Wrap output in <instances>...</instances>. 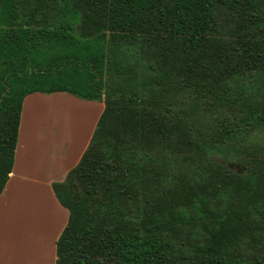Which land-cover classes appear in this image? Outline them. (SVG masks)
Returning <instances> with one entry per match:
<instances>
[{
  "label": "trees",
  "instance_id": "16d2710c",
  "mask_svg": "<svg viewBox=\"0 0 264 264\" xmlns=\"http://www.w3.org/2000/svg\"><path fill=\"white\" fill-rule=\"evenodd\" d=\"M36 92L103 103L55 264H264V0H0V194Z\"/></svg>",
  "mask_w": 264,
  "mask_h": 264
},
{
  "label": "crops",
  "instance_id": "0c3cea01",
  "mask_svg": "<svg viewBox=\"0 0 264 264\" xmlns=\"http://www.w3.org/2000/svg\"><path fill=\"white\" fill-rule=\"evenodd\" d=\"M102 111L103 103L66 92H36L24 98L13 167L0 194L2 210L21 211L15 224L13 219L4 221L0 216V234L26 224L43 237L37 258L23 264H55L56 241L67 223L68 212L58 203L52 183L62 181L78 163ZM48 129H52L51 134Z\"/></svg>",
  "mask_w": 264,
  "mask_h": 264
},
{
  "label": "bare ground",
  "instance_id": "6f19581e",
  "mask_svg": "<svg viewBox=\"0 0 264 264\" xmlns=\"http://www.w3.org/2000/svg\"><path fill=\"white\" fill-rule=\"evenodd\" d=\"M26 219L29 221L30 217L27 216ZM9 230H4L0 234V261L10 264L33 262L37 258V249L41 247L39 246L43 238L41 233L26 224H21L16 230Z\"/></svg>",
  "mask_w": 264,
  "mask_h": 264
},
{
  "label": "rangeland",
  "instance_id": "374dc122",
  "mask_svg": "<svg viewBox=\"0 0 264 264\" xmlns=\"http://www.w3.org/2000/svg\"><path fill=\"white\" fill-rule=\"evenodd\" d=\"M52 130V129H51ZM51 130L50 129H48V130H46V131H48L50 134L52 133L51 132ZM230 165H232L231 163H230ZM21 211H19L18 213H20ZM18 213H15V212H9V210H7V211H5V210H2L1 208H0V214H2V215H0V216H3V220L4 221H9V222H14V224L15 223H17V219H19V216L17 217V214ZM13 217V218H12ZM16 217V220L14 221V218ZM13 219V220H12ZM1 220V219H0ZM12 220V221H11ZM0 222H2V220L0 221ZM21 222V221H20Z\"/></svg>",
  "mask_w": 264,
  "mask_h": 264
}]
</instances>
